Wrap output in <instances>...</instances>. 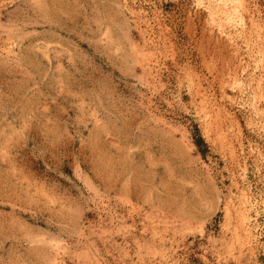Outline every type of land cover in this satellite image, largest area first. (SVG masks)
<instances>
[{"label": "rangeland", "instance_id": "obj_1", "mask_svg": "<svg viewBox=\"0 0 264 264\" xmlns=\"http://www.w3.org/2000/svg\"><path fill=\"white\" fill-rule=\"evenodd\" d=\"M0 264H264V0H0Z\"/></svg>", "mask_w": 264, "mask_h": 264}]
</instances>
